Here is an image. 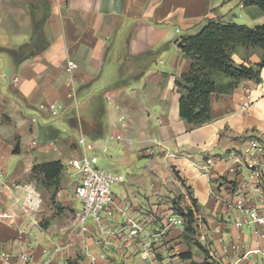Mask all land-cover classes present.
<instances>
[{"label": "crops", "instance_id": "crops-1", "mask_svg": "<svg viewBox=\"0 0 264 264\" xmlns=\"http://www.w3.org/2000/svg\"><path fill=\"white\" fill-rule=\"evenodd\" d=\"M209 19L255 26L264 24V12L240 0H0V206L15 214L0 220V254L20 251L19 229L31 230L33 258L49 255L48 264L228 263L264 249L253 231L261 227L236 207L242 197L264 214V166L250 170L235 154L244 137L264 139V66L259 80L212 72L227 88L211 94V120L194 126L179 116L175 79L191 60L175 40ZM262 53L238 46L232 59L255 65ZM68 60L78 65L71 74ZM81 134L102 144L111 134L125 138L99 153L122 176L111 223H121L123 211L137 219L148 214L141 237L126 242L94 225L79 232L73 168L59 175L56 204L42 175L31 176L35 164L80 156ZM29 185L40 206L23 214L13 201L23 195L18 186ZM188 210L195 234L184 231ZM171 211L182 225L168 224ZM187 251L191 257H181Z\"/></svg>", "mask_w": 264, "mask_h": 264}, {"label": "built area", "instance_id": "built-area-1", "mask_svg": "<svg viewBox=\"0 0 264 264\" xmlns=\"http://www.w3.org/2000/svg\"><path fill=\"white\" fill-rule=\"evenodd\" d=\"M77 63L74 60H68L66 71L71 74L74 69L77 68ZM247 106V102H244L241 106V110H244ZM43 107V106H41ZM51 109L54 108V104L49 106ZM121 127H125L126 123L121 117L118 120ZM125 138L120 134L109 135L104 144L99 141L88 139L84 135H79L77 138V144L82 149V155L78 157H73L68 159L63 166L73 168L78 174V178L75 182L74 195L80 203V208L75 210L74 221L75 227L79 229V232L85 233L90 230V226L94 225L97 227L98 233H103L104 235H110L120 239L128 241H133L136 238L141 237L146 232V221L151 217L147 214L142 219H137L135 217L128 216L125 211L122 212L124 219L119 224L114 223L115 211L119 210L117 204L114 200V194L112 186L114 184L122 182V176L120 173L111 170H104L97 166L98 156L87 155V151L101 150L105 147V143L119 142L123 141ZM248 143L247 147H244V154L237 156V163H242L244 159L245 162L248 158H252L254 155L255 159H252V163H248L250 166L254 164V167L258 171L260 166H264V139H262V145L256 136L252 135L246 141ZM255 148V149H254ZM253 149V150H252ZM242 159V160H241ZM210 159L202 166L205 172H209ZM0 177L3 176V172H0ZM23 190V195L21 199H15L13 201V206H19L21 212L24 214H29L40 206V199L38 198L37 192L34 186L29 185L27 188L25 186H18ZM236 207L247 212L250 224L255 226H260L261 230L259 233L258 228H254L255 234H260L264 240V214L258 213L254 208L245 207V201L242 197L237 199ZM15 214L11 209L3 210L0 206V220L3 221L8 218H13ZM92 221V222H91ZM167 222L169 225H182L183 220L181 217L177 216L173 211L167 216ZM31 230L26 231L24 229H19L17 235H15V241L21 246V249L16 254L1 253L0 254V264H48L51 257L47 255L42 261H36L33 258L32 252L29 248ZM244 253L239 255L236 259L224 263L218 260L213 253L211 256L215 259V264H264V249L254 250L253 252ZM260 254L262 258L258 260L257 255Z\"/></svg>", "mask_w": 264, "mask_h": 264}, {"label": "trees", "instance_id": "trees-1", "mask_svg": "<svg viewBox=\"0 0 264 264\" xmlns=\"http://www.w3.org/2000/svg\"><path fill=\"white\" fill-rule=\"evenodd\" d=\"M243 5H257L264 12V0H240ZM183 54L191 60L190 68L175 79L179 93V116L194 126H201L211 120V94L227 88L219 86L212 79V72H221L237 82L250 78L259 80L260 69L264 66V24L248 26L236 22L209 19L201 29L182 39ZM238 46L258 47L263 53L261 61L255 65L237 64L232 54ZM18 145L14 152H18ZM64 166L60 160H52L32 167L31 176L42 175L41 184L51 193L55 203V194L59 188V175ZM186 230L192 229V211L184 215ZM199 248L203 246L195 242ZM181 257L190 258L189 251ZM200 264H212L209 261Z\"/></svg>", "mask_w": 264, "mask_h": 264}, {"label": "rangeland", "instance_id": "rangeland-1", "mask_svg": "<svg viewBox=\"0 0 264 264\" xmlns=\"http://www.w3.org/2000/svg\"><path fill=\"white\" fill-rule=\"evenodd\" d=\"M180 40V39H179ZM73 136H76V135H73ZM252 135H248L247 137H244L245 138V140L247 141V139L249 138V137H251ZM88 139H90L88 136H86ZM257 137V139L259 140V142H260V144L262 145V138H260V136H256ZM244 142V144H243V146L242 147H240L238 150H235V154H236V156H241L242 154H244V147H247L248 146V143L247 142ZM109 144H111V143H109ZM80 147V146H79ZM255 149V148H254ZM253 150V149H252ZM83 153H82V149H81V147H80V156L82 155ZM87 155H93V154H95V155H97L98 156V162H97V166L99 167V168H102V169H104V170H113L114 169V165H112V163H111V159L110 158H108V157H106V156H104L103 154H100L99 153V150H92V151H87V153H86ZM256 158V156L254 155L252 158H248L247 159V161L245 162V164L247 165V168L248 169H250V170H256V168L254 167V164H251V166L249 165L250 163H252L251 161H252V159H255ZM249 163V164H248ZM239 164V163H238ZM243 165V164H242ZM260 185L261 186H263L262 188H263V190H262V192H261V194H262V196H264V181H262L261 180V182H260ZM114 186H115V184L112 186V189L114 188ZM78 208H80V203H78L77 204V209ZM174 208H176V207H174ZM92 222V221H91ZM184 225V231H187L186 230V227H187V223H184L183 224ZM192 229H190L189 231H187L188 232V234H195V231H194V227L191 225L190 226ZM187 234V235H188ZM189 237H191V236H189ZM195 240V239H194ZM195 242H198L197 240H195ZM193 243L195 246H197L198 248H199V246L196 244V243ZM199 243V242H198ZM201 249V248H200ZM212 264H214L215 262L214 261H210Z\"/></svg>", "mask_w": 264, "mask_h": 264}, {"label": "water", "instance_id": "water-1", "mask_svg": "<svg viewBox=\"0 0 264 264\" xmlns=\"http://www.w3.org/2000/svg\"><path fill=\"white\" fill-rule=\"evenodd\" d=\"M175 43H176V45H177L178 48H182L183 47V42L181 40L176 39L175 40Z\"/></svg>", "mask_w": 264, "mask_h": 264}]
</instances>
